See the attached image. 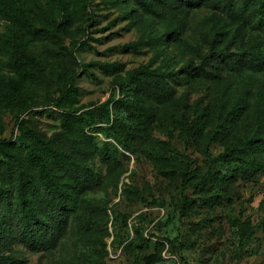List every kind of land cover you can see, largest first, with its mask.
<instances>
[{"label": "rangeland", "instance_id": "rangeland-1", "mask_svg": "<svg viewBox=\"0 0 264 264\" xmlns=\"http://www.w3.org/2000/svg\"><path fill=\"white\" fill-rule=\"evenodd\" d=\"M9 1L29 22L0 16V91L15 75L8 61L17 42L35 68L20 106L0 101L1 264H264V168L249 165L264 164V146L247 144L264 136V67L233 64L198 78L185 65L197 62L194 46L214 22L235 58L249 43L264 53V31L247 16L261 0H177L160 15L133 0ZM139 67L166 72L172 96L145 100L146 114L134 118L115 105L116 83ZM70 82L73 101L57 106ZM25 127L45 138L67 132L81 166L71 174L55 164ZM35 152L78 197L57 240L44 244L25 238L8 211L17 160L36 174Z\"/></svg>", "mask_w": 264, "mask_h": 264}, {"label": "trees", "instance_id": "trees-1", "mask_svg": "<svg viewBox=\"0 0 264 264\" xmlns=\"http://www.w3.org/2000/svg\"><path fill=\"white\" fill-rule=\"evenodd\" d=\"M61 8L64 7V0H55ZM86 3L87 0H79ZM144 11L153 15H160L161 11L166 7L174 4L177 0H133ZM190 3L195 0H185ZM222 2V0H216ZM225 4V2H223ZM161 5V9L160 6ZM0 16L7 18L13 22L25 23L29 22V17L25 7H16L9 0H0ZM247 16L256 19L257 25L264 31V0H261L256 10H250ZM223 28L217 23H213L212 31L205 34L202 43L194 46L195 57L197 62L193 60L186 61V73L198 78H215L219 76L225 66L237 64L251 67H264L263 49H259L256 44L249 43L248 47L242 49L239 58H235L236 54L228 49L230 40L225 38ZM15 54L8 61V66L15 73L14 76L4 83L0 91V101L9 106H20L23 101L22 90L24 82L32 75L35 68V59L24 52L20 48V44H15ZM258 48V49H257ZM235 55V56H234ZM105 69L114 72L117 69L115 64H104ZM167 73L164 71H154L146 67H139L128 72L123 80L117 81V85L121 91V96L115 101L117 107L128 112L130 117H139L146 114L145 100H154L156 102H164L172 96V88L165 79ZM72 82L60 92L58 97L54 99L57 106H61L64 101H73L75 87ZM133 91V98L129 100L126 97V89ZM103 113L107 119L110 118L111 112L108 103L104 104ZM62 122L65 127L69 126L72 118L69 113L61 114ZM113 119H117L116 116ZM85 124L90 125L93 120L86 116L80 117ZM27 132L35 137L41 146L52 156L53 162L60 167H64L67 172L74 174L73 167L81 166L79 161V153L76 152V146L73 144L67 132L61 133V136L55 134L49 138H45L30 127H25L23 132ZM86 146L88 143L84 140ZM259 142L264 146V136L251 138L247 141L250 146ZM81 145V144H80ZM80 145H78L80 147ZM70 146V147H68ZM87 148V147H86ZM223 154L220 158L226 161V155H232V151ZM107 153H104L106 157ZM37 160L36 174L29 172L23 160H17V174L15 175L17 186V200L10 214H16L20 233L32 242L41 244L57 240V236L61 227L66 223L68 212L75 209L77 205V195L68 181L57 176L54 170L41 160L38 152L34 153ZM250 166L255 169H263V162L260 160H251ZM6 170L11 173L9 165ZM1 210V208H0ZM54 211V215L47 217L44 215L46 211ZM6 214L0 211V236L3 233L2 223ZM16 223V224H17ZM7 258L14 261L12 255ZM1 264V262H0Z\"/></svg>", "mask_w": 264, "mask_h": 264}]
</instances>
